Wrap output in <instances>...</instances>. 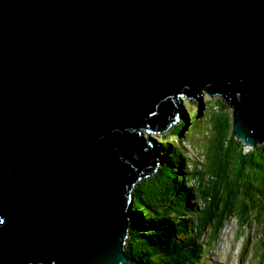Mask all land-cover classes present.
Listing matches in <instances>:
<instances>
[{
  "label": "water",
  "instance_id": "95a60500",
  "mask_svg": "<svg viewBox=\"0 0 264 264\" xmlns=\"http://www.w3.org/2000/svg\"><path fill=\"white\" fill-rule=\"evenodd\" d=\"M204 91L264 143V0H0V264H130L141 132Z\"/></svg>",
  "mask_w": 264,
  "mask_h": 264
},
{
  "label": "trees",
  "instance_id": "16d2710c",
  "mask_svg": "<svg viewBox=\"0 0 264 264\" xmlns=\"http://www.w3.org/2000/svg\"><path fill=\"white\" fill-rule=\"evenodd\" d=\"M221 107L222 112L218 114L211 111L209 116L211 124L206 134L209 141L203 149L205 156L202 165L192 164L194 160L174 142H169L168 137L157 138L163 156L159 171L140 182L134 193L133 212L137 219L126 250L132 264H197L195 258L203 259V238L210 233L209 246L217 241L219 234L213 235L202 229H219L226 212L221 217L203 213L201 221L196 210L179 238L172 232L173 218L185 208L184 202L190 191L195 196V191L188 188L197 171L195 168L212 172L216 178L217 192L210 195L225 200L226 209L232 210L244 203L242 196L262 201L260 192L264 186V143L250 153H245L244 147L232 134L233 117L225 113L226 106ZM188 113L189 118L184 115L183 121L172 131L174 137L188 138V134L191 136L195 131L199 112L195 116L190 111ZM188 129L189 133H186ZM185 165L192 169H187ZM192 227L195 235L191 233ZM261 229L256 249L260 254V264H264V228ZM241 237L240 233L238 238Z\"/></svg>",
  "mask_w": 264,
  "mask_h": 264
},
{
  "label": "rangeland",
  "instance_id": "374dc122",
  "mask_svg": "<svg viewBox=\"0 0 264 264\" xmlns=\"http://www.w3.org/2000/svg\"><path fill=\"white\" fill-rule=\"evenodd\" d=\"M182 101L184 115L188 118L189 111L193 113L192 116H195L197 111L199 112V118L196 123L197 127L191 136L188 129L186 130V133H189L188 138L174 137L172 131L176 127L174 126L175 124L173 125L174 127L172 126L173 128L171 127L172 129L167 133H161L162 135L154 134L150 136L155 140L164 136L168 137L169 142H174L186 152V155L189 158L194 160V162H191L192 164L199 163L202 165V161H204L205 156L203 149H205V143L209 141L206 134L208 133V129L211 124L209 121V116L212 114L211 111L219 114V112H222L223 110L221 105H224L227 107L225 113L233 117V108L227 103L223 96L219 95L212 97L205 91L202 102L200 103L195 102L193 99H189L188 96H183ZM183 116H180V122L183 121ZM232 119L234 126V118ZM188 123H190V121H188ZM191 126L192 124L190 123V127ZM141 133L145 139H150L146 129ZM209 135H211V132ZM238 143L244 146L240 141H238ZM162 151H164L163 148ZM185 167L189 170L192 169L191 166L187 167L185 165ZM195 169H197V171L193 174L194 178L190 181L191 186L188 187L195 191V196H193L190 191L188 198H186L184 202L185 208L173 218L174 221L171 224V228L176 232L177 238L181 236L183 229L189 224L188 220L191 218L194 211L197 210V215L201 217V221L203 220V213H208L210 215H214L215 217H221L222 213L226 212V217L220 223L219 229L217 228L216 231H214L213 228H209L208 231L202 229L203 232H211L213 235L219 234V236L217 241L210 246L208 245L210 233L203 238V259L199 260L198 258H195L197 264H260V254L257 252L256 248L258 244V234L261 232V228H264V186L262 189L263 191L260 192V194H262V201L258 199L253 200L248 196H242L245 202L233 207V209L230 210L226 209L228 207L225 205V200L220 197L215 198L213 195H210L211 193L217 192V186L215 185L216 178L213 177L212 172H208L207 170L203 171L200 170V168ZM262 178H264V175ZM221 205L225 208L221 207ZM136 219L137 216L134 214L131 217V223H135ZM233 228H236L238 232L234 241L232 236ZM191 233L195 235L193 227ZM240 233L242 237L238 238Z\"/></svg>",
  "mask_w": 264,
  "mask_h": 264
},
{
  "label": "clouds",
  "instance_id": "9594fccd",
  "mask_svg": "<svg viewBox=\"0 0 264 264\" xmlns=\"http://www.w3.org/2000/svg\"><path fill=\"white\" fill-rule=\"evenodd\" d=\"M212 97H215V96H212ZM180 116H181V115H180ZM177 123H181V122H180V117H179ZM178 125H179V124H178ZM146 132L149 134V132H148L147 130H146ZM165 133H167V132H165ZM154 134H155V133L152 132L151 135H154ZM159 134H161V133H159ZM149 136H150V134H149ZM150 137H151V136H150ZM158 142H159V141L157 140L156 143H152V142H151V143H152V146L155 145V146L157 147L158 151L160 152V153H159V157H160L159 165H160L163 156H162V153H161L160 146L158 145ZM157 145H158V146H157ZM155 146H154V147H155ZM159 165H158V169H157V171H156L155 173H157V172L159 171ZM155 173H154V174H155ZM154 174H153V175H154ZM151 176H152V175H151ZM151 176H149L148 178H150ZM148 178H147V179H148ZM143 180H145V179H142L140 182H142ZM140 182H139V183H140ZM139 183H138V184H139ZM138 184H137V185H138ZM136 187H137V186H136ZM136 187H135V190H136ZM135 190H134V193H135ZM134 201H135V194H134ZM134 214H135V213L132 211V216H133ZM132 216H131V217H132ZM131 217H130V219H129L130 223H131ZM135 222H136V221H135ZM133 227H134V222L131 223L130 235H129V237L127 238V241H126V243H125L124 246H123L124 252L126 253V256H127L128 258H129V256L127 255L126 250H127V248H128V245H129L128 242H129V240H130V236H131V233H132V229H133ZM244 227H246V226H244ZM236 228H237V227H236ZM236 228H235V229L233 228V232H232L233 241H234V239H235V236L238 234ZM231 229H232V228H231ZM172 232H173L174 234H176L175 231L172 230ZM223 232H224V231H223ZM229 233H230V232H229ZM176 237H177V234H176ZM233 243H234V242H233ZM129 261H130V258H129ZM122 264H125V263H122ZM130 264H132L131 261H130Z\"/></svg>",
  "mask_w": 264,
  "mask_h": 264
},
{
  "label": "bare ground",
  "instance_id": "6f19581e",
  "mask_svg": "<svg viewBox=\"0 0 264 264\" xmlns=\"http://www.w3.org/2000/svg\"><path fill=\"white\" fill-rule=\"evenodd\" d=\"M182 103H183V101H182ZM175 125H176V124H175ZM175 125H174V126H175ZM142 131H145V130H142ZM133 206H134V203H133ZM133 206H132V211H133Z\"/></svg>",
  "mask_w": 264,
  "mask_h": 264
}]
</instances>
